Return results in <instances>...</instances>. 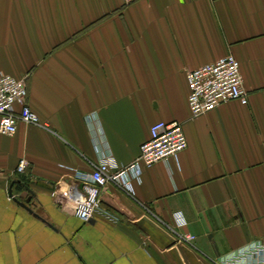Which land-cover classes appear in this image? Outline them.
I'll return each mask as SVG.
<instances>
[{"label":"crops","instance_id":"0c3cea01","mask_svg":"<svg viewBox=\"0 0 264 264\" xmlns=\"http://www.w3.org/2000/svg\"><path fill=\"white\" fill-rule=\"evenodd\" d=\"M123 1L0 0V73L27 74L43 122L0 131V264H218L264 237V0ZM229 52L248 103L192 117L187 70ZM158 119L183 124L185 149L145 166L134 195L108 183L113 218L76 217L74 168L106 150L129 163ZM29 196L32 211L15 199Z\"/></svg>","mask_w":264,"mask_h":264},{"label":"built area","instance_id":"2783aa9c","mask_svg":"<svg viewBox=\"0 0 264 264\" xmlns=\"http://www.w3.org/2000/svg\"><path fill=\"white\" fill-rule=\"evenodd\" d=\"M131 1L133 0L123 2L127 4ZM239 62L237 56L229 52L218 61L187 70L186 79L190 87L188 106L192 117L211 111L216 105L231 99L248 103V92L243 85ZM23 75L19 77L0 73V131L8 135L17 130L19 120L33 125L43 123L26 101L28 76ZM86 120L92 125L93 121L97 120L96 113L87 115ZM92 130L94 138H97V131L93 125ZM186 144L188 140L181 122L158 119L151 124L149 138L139 146V155L129 163H118L114 155L106 150L101 152L93 171L74 168L71 180L63 189V199L73 206L76 217L81 220L89 221L96 213L106 218H113L108 216L100 205L101 193L107 188L108 183L113 182L134 195L133 180L141 177L140 174L143 173L145 166L176 155L185 149ZM28 163V160L20 159L16 168L24 173ZM51 193L54 196L57 194L56 190ZM180 224L184 222L178 218V225ZM194 237L196 235L190 232L183 234L181 239L191 243ZM217 262L218 264H264V237L256 238L238 249L221 254Z\"/></svg>","mask_w":264,"mask_h":264},{"label":"water","instance_id":"95a60500","mask_svg":"<svg viewBox=\"0 0 264 264\" xmlns=\"http://www.w3.org/2000/svg\"><path fill=\"white\" fill-rule=\"evenodd\" d=\"M24 187L26 188V191H29L30 192V194H32L33 192H32V189L29 187V186H27V185H24ZM21 205H22V207H24V208H26L28 211L30 210V211H32V208L29 206H27V204L29 203V201H30V196H29V198H28V200L26 201V202H23L22 200H20V199H18V198H15Z\"/></svg>","mask_w":264,"mask_h":264}]
</instances>
